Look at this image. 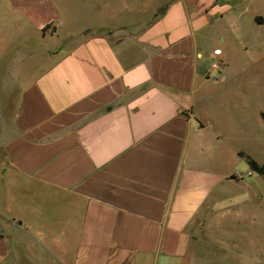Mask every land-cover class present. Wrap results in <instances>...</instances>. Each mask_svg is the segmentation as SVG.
I'll list each match as a JSON object with an SVG mask.
<instances>
[{"label":"crops","instance_id":"crops-1","mask_svg":"<svg viewBox=\"0 0 264 264\" xmlns=\"http://www.w3.org/2000/svg\"><path fill=\"white\" fill-rule=\"evenodd\" d=\"M225 107L264 121V0H0V264H194L264 164Z\"/></svg>","mask_w":264,"mask_h":264},{"label":"rangeland","instance_id":"rangeland-1","mask_svg":"<svg viewBox=\"0 0 264 264\" xmlns=\"http://www.w3.org/2000/svg\"><path fill=\"white\" fill-rule=\"evenodd\" d=\"M242 127L256 131L257 159L264 162V121L258 112L244 110L232 114L225 107L224 131L231 134ZM237 169L244 171L242 166ZM252 172L245 178L242 173L233 175L235 180L224 184L194 224L191 241L194 264H264V177ZM39 249H33L36 253L30 259L31 264H38L35 258L40 257Z\"/></svg>","mask_w":264,"mask_h":264},{"label":"built area","instance_id":"built-area-1","mask_svg":"<svg viewBox=\"0 0 264 264\" xmlns=\"http://www.w3.org/2000/svg\"><path fill=\"white\" fill-rule=\"evenodd\" d=\"M225 67V61L221 49L213 52V57L206 72V78L212 81H219Z\"/></svg>","mask_w":264,"mask_h":264},{"label":"trees","instance_id":"trees-1","mask_svg":"<svg viewBox=\"0 0 264 264\" xmlns=\"http://www.w3.org/2000/svg\"><path fill=\"white\" fill-rule=\"evenodd\" d=\"M262 118L264 119V113H262ZM246 162L249 165L252 171L257 172L262 177H264V164H259L256 160L252 159L251 157L245 156Z\"/></svg>","mask_w":264,"mask_h":264},{"label":"water","instance_id":"water-1","mask_svg":"<svg viewBox=\"0 0 264 264\" xmlns=\"http://www.w3.org/2000/svg\"><path fill=\"white\" fill-rule=\"evenodd\" d=\"M159 12H163V10H160Z\"/></svg>","mask_w":264,"mask_h":264}]
</instances>
